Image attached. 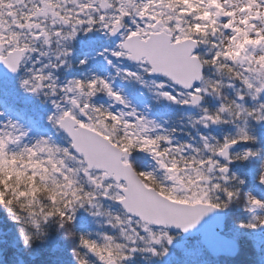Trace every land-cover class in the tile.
Here are the masks:
<instances>
[{
  "label": "snow or ice",
  "instance_id": "6c2138e0",
  "mask_svg": "<svg viewBox=\"0 0 264 264\" xmlns=\"http://www.w3.org/2000/svg\"><path fill=\"white\" fill-rule=\"evenodd\" d=\"M169 2L143 0L141 3L140 0H128L133 7L139 4L138 19L136 27L121 36L122 18L126 19L130 10L125 11L121 7L118 13L107 15L115 7L111 0H0V101L17 105L21 96L25 98V103H29L43 95L48 105L47 112L42 115L28 112L27 125L0 112V155H7L14 145H24V153L30 162L34 161L45 170L54 166L55 171L62 173L60 165L65 161L57 163L53 159V154L61 149L53 145L49 135L50 125L59 129L64 139L70 141V147L62 149L64 154L78 160L84 176L99 196L123 207L126 223L122 224V231L127 233L128 244L124 254L118 258L119 264H144V261L147 264H172L169 258L174 247H183L187 256L194 257L197 250L187 248L188 238L192 235H198L200 242L211 249L228 250L233 244V241L222 239L215 232L212 217L221 213L218 204L174 198L163 189L157 191L148 183L152 180L150 173L133 170L135 156L129 154L130 150L122 147L112 136L97 133L87 123L91 119L88 110L91 101L97 96V89H102L122 106L127 103L122 91L113 82L121 75L141 80L139 73L130 71L127 66L122 67L128 64L139 66L152 77L154 95L159 100L199 108L200 93L204 89L194 84L195 81L203 80L199 56L194 50L197 42L190 41L184 34L182 18L190 11L198 13L203 9L204 15L198 19H208L212 8L217 9L215 15L219 16L221 5L217 0H177L179 7L173 9L177 15L168 16L167 22H164L163 7ZM225 15L231 16L233 13ZM98 23L101 27H97ZM224 27L229 28L230 25L225 24ZM100 32L118 39L119 43L111 47L103 44L98 36ZM235 32L239 33V29H235ZM256 35L259 37V33ZM243 36V43L238 44L235 51L225 53V56H235L240 50L247 52L248 45L255 47L262 43L258 39L249 40L247 32ZM233 41L235 43V37ZM76 48L80 50L79 69L86 70L88 74L73 73L72 78H66L69 73L65 72V68L69 67V58ZM219 55L217 53V57ZM97 58L103 61L106 68L115 70L112 76L106 79L90 67V63ZM238 58L241 63L244 60L252 61L248 55ZM26 60L31 61L30 74L28 78H22L20 73L27 69ZM257 63L264 65V57ZM248 71L254 72L255 69L249 68ZM243 82L252 89L251 79ZM248 95L254 99L257 96L264 98V84L256 87L254 93L249 91ZM77 96L89 97V103H79ZM57 97L60 98L59 103ZM240 99L244 100V97ZM261 107L264 108V105ZM93 110L103 113L109 120L123 123L126 130L129 127H141L146 136L143 142L152 145L156 155H167L174 151L182 155L184 152L198 153V149L191 144L175 145L162 125L153 121L137 117L140 125H136L123 122L120 116L111 111L105 112L100 107ZM130 115L135 116V113ZM202 121L204 127H208V122L215 124L218 117L205 115ZM152 134H155L154 139ZM240 135L243 139L250 138L244 129H241ZM33 137L34 143H24ZM201 141L207 146L205 137H201ZM235 143V139L230 142L226 139L218 149L213 147V159L219 161V157H223L227 161L231 145ZM161 147L165 149L164 153L160 152ZM250 156L251 153H246L238 159ZM213 159L205 162L193 157L191 160L186 159L184 164L186 168L189 164L194 168L198 163L209 167ZM238 170L240 175L247 178L248 173L243 165ZM220 171L228 173L229 168L225 165ZM251 186L250 183L245 184V187ZM93 195H89L90 201ZM72 211L75 212V209ZM68 219L75 220L76 217L68 215ZM247 227L252 228V225ZM239 228L247 230L243 224ZM81 242L92 251H98L87 240L82 238ZM24 244L29 245L27 235H24ZM112 264H116V261Z\"/></svg>",
  "mask_w": 264,
  "mask_h": 264
},
{
  "label": "clouds",
  "instance_id": "9594fccd",
  "mask_svg": "<svg viewBox=\"0 0 264 264\" xmlns=\"http://www.w3.org/2000/svg\"><path fill=\"white\" fill-rule=\"evenodd\" d=\"M111 3L115 7L106 13L109 16L118 13L121 7L125 11L130 10V14L126 19L122 18L120 24L119 34L124 36L129 29L136 27L139 4L133 7L128 0H111ZM217 3L222 9L219 16L215 15L217 9L212 8L209 10L208 19H198L204 15L203 9L198 13L190 11L182 18L184 34L190 41L197 42L194 50L199 56L203 80L195 81L194 84L204 89L200 93V106L194 108L190 115L180 112L175 118H170L168 123L163 121L157 123L160 125L163 123L166 134L172 138L175 145L191 144L193 148L198 149V153L184 152L182 155L174 151L167 155H156L155 148L143 142L146 136L141 127H129L126 130L123 123L109 120L103 113L93 110L100 107L105 112L111 111L120 116L123 122L136 125H140L137 117L151 121L145 118L143 111H137L126 95L124 96L127 103L122 106L107 96L102 89H97V96L91 101L88 110L91 119L87 123L93 126L97 133L112 136L122 147L130 150V155L141 154L144 162L137 164L134 159L133 170L150 173L152 180L148 183L157 191L163 189L167 195L174 198L210 201L220 206L221 213L235 210L239 213L232 217L235 227L239 228L243 224L248 231L264 232V108L261 107L264 105V98L257 96L254 99L252 95H248L249 91L254 93L256 87L264 84V65L257 63L264 57V0H217ZM177 7H179L177 0H170L164 5V22H167L168 16L177 15L173 11ZM241 9L246 11L242 12ZM225 13L233 15L227 16ZM225 24H229L230 27L225 28ZM97 27L101 25L98 23ZM235 29H239V33H236ZM245 32L248 33L249 40L258 39L262 43L255 47L248 45L247 52L240 50L235 56H225V53L235 51L237 45L243 43ZM98 36L102 43L109 47L119 43L118 39L103 32L98 33ZM217 53L220 54L219 57ZM245 55L251 56L252 61L244 60L241 63L238 57ZM78 59V56L71 55L69 67L65 68V72L70 68L77 72V75L81 72L87 73L86 70L79 69ZM26 66L27 69L20 73L22 78H28L30 74V60H26ZM123 66L139 73L141 80L121 75L116 81L134 88L152 101L159 100L154 95L152 77L139 66L131 64ZM249 68L255 71L250 72ZM107 72L112 76L115 70L107 68ZM103 76L106 79L110 77L108 74ZM245 79H251L253 83L251 90L244 84ZM241 96L244 100L240 99ZM76 98L81 104H88L90 100L87 96ZM100 98L106 99L101 103ZM36 99L41 105L45 104V96L41 95ZM56 99L59 103L60 98ZM114 104L116 107H113ZM132 113H135V116L130 115ZM205 115L218 117V122L215 124L208 122L209 126L204 127L202 117ZM50 127L49 135L52 137L53 145H58L61 149L53 154V159L57 163L65 161L60 165L62 173L55 171L54 166L45 170L34 161L30 162L24 153V145L12 146L7 155H0V218L12 225L26 252L34 245L46 242L54 233L67 245V259L61 264H112L113 261L119 264L118 258L124 254L128 244L127 233L122 231V224L126 223L123 207L96 193L95 187L90 185L84 176L78 160L64 154L62 149L70 147V141L64 139L59 129L51 125ZM178 129L185 133L183 138ZM241 129L249 133L250 138L243 139L240 135ZM201 137L206 138L207 146L201 141ZM152 138H155V134H152ZM226 139L229 142L236 140V143L231 145L229 159L227 161L223 157H219V161L213 159L211 149L213 147L218 149ZM34 142L33 137L24 143ZM160 152L164 153L165 149L161 147ZM246 153H251V156L247 159H238ZM193 157L197 161L203 159L205 162L213 159V164L204 167L198 163L194 168L189 164L186 168L184 161ZM234 164L235 168L232 167ZM225 165L229 168L228 173L220 171ZM241 165L247 170V178L240 175L238 169ZM213 168L214 170H211ZM246 183L252 186L245 187ZM90 194H94L91 201L88 198ZM68 215H75L76 219L69 220ZM80 216L87 217V224L78 222ZM248 225H252V228H248ZM24 235L29 237L28 246L24 244ZM82 238L94 245L98 251L86 247L81 242ZM144 264H147V261H144Z\"/></svg>",
  "mask_w": 264,
  "mask_h": 264
},
{
  "label": "rangeland",
  "instance_id": "374dc122",
  "mask_svg": "<svg viewBox=\"0 0 264 264\" xmlns=\"http://www.w3.org/2000/svg\"><path fill=\"white\" fill-rule=\"evenodd\" d=\"M74 55H80L79 48L75 49ZM90 67H92L102 76L105 74H108L109 76L111 75L107 72V68L104 66L103 61H101L99 58L91 62ZM67 73H69V75L66 78H72L73 73L77 74V72H73L70 68L67 69ZM87 74L88 73H84V75ZM58 78L63 79L64 77L58 76ZM113 83L116 88L122 90L123 95H126L129 98V102L137 108V111H143L145 113V118L155 123H158L160 121H163V123H168L170 121V118H175L178 113L183 112L185 115H190L194 110L193 106L176 105L167 101H164V103L160 105V100L152 101L147 96L139 94L134 88L125 86L124 84H121L116 80ZM104 99L106 98H100V102L103 103ZM24 101L25 98L22 96L19 97V103L17 105L5 104V102L0 101V112H3L8 118L16 119L22 125H27L29 123L27 119L28 112H37L42 115L48 110V105L46 104L41 105L37 101L25 103ZM113 107H116V105L114 104ZM20 113L25 114L21 115ZM163 123L161 124L162 127ZM177 131L181 135V138H183V135H185V133L180 132L179 129ZM79 220L82 223L87 224V217L80 216ZM2 221L3 220L0 218V264H3L2 259L4 252V248L1 243L5 240L9 245H11V247L16 249L15 253L17 255V258H20V253H22L24 250V247L21 245L14 229L12 228V225L6 221ZM226 228L227 225L225 223V234H227ZM254 234L255 240L257 241L258 245H260L261 251H263L264 232H255ZM187 248L196 249L197 254L194 257H189L186 255L185 248L176 247L173 250L172 256L169 258L172 261V264H220V259L216 260V258L219 257L214 258L210 254H208L207 250L200 243L199 237L197 236L188 238ZM30 250L34 255L40 254L41 251H46L49 254H54L55 256H57L56 258L60 259V261L67 259L66 253L61 248L60 241L54 233L50 236L47 242L38 243L34 245Z\"/></svg>",
  "mask_w": 264,
  "mask_h": 264
},
{
  "label": "trees",
  "instance_id": "16d2710c",
  "mask_svg": "<svg viewBox=\"0 0 264 264\" xmlns=\"http://www.w3.org/2000/svg\"><path fill=\"white\" fill-rule=\"evenodd\" d=\"M239 213L235 210H230L226 214L227 234L239 242V251L232 257H219L220 264H264V249L261 251L260 245L255 240V232L237 228L232 223V217ZM2 219V218H1ZM3 220V219H2ZM4 222V220L2 221ZM82 223L80 220L78 221ZM59 239V238H58ZM61 248L66 253L64 241L60 240ZM4 248L3 264H61L62 261L56 258L54 254H49L46 251H41L40 254L34 255L31 250L27 252L25 249L20 253V258H17L16 249L11 247L5 240L1 243ZM215 258V257H214Z\"/></svg>",
  "mask_w": 264,
  "mask_h": 264
},
{
  "label": "water",
  "instance_id": "95a60500",
  "mask_svg": "<svg viewBox=\"0 0 264 264\" xmlns=\"http://www.w3.org/2000/svg\"><path fill=\"white\" fill-rule=\"evenodd\" d=\"M212 222L214 223L215 232L218 234L220 238L233 241L231 248L228 250L211 249L203 245L201 242L200 243L203 245V247L212 257H220V256L228 257V258L234 257L239 251V242L230 235L224 233L225 223H226V213H219L216 216L212 217ZM193 236L199 237L198 235H192L191 237Z\"/></svg>",
  "mask_w": 264,
  "mask_h": 264
},
{
  "label": "flooded vegetation",
  "instance_id": "af4514ba",
  "mask_svg": "<svg viewBox=\"0 0 264 264\" xmlns=\"http://www.w3.org/2000/svg\"><path fill=\"white\" fill-rule=\"evenodd\" d=\"M164 101L165 100H160V105H162L164 103ZM157 108H160V107H157ZM135 159L137 161V164H142L144 162L142 155L139 153L135 155ZM174 248H176V247H174Z\"/></svg>",
  "mask_w": 264,
  "mask_h": 264
}]
</instances>
